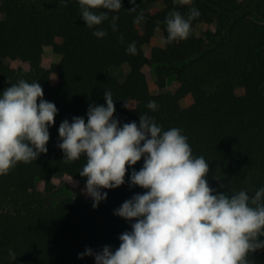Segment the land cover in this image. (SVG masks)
I'll use <instances>...</instances> for the list:
<instances>
[{"label":"trees","instance_id":"1","mask_svg":"<svg viewBox=\"0 0 264 264\" xmlns=\"http://www.w3.org/2000/svg\"><path fill=\"white\" fill-rule=\"evenodd\" d=\"M157 2L163 8L152 9ZM134 6L136 11L129 12ZM193 6L200 16L192 21L190 36L157 47L154 31L167 36V14L178 10L187 17ZM141 12L144 20L135 24ZM117 15L118 31L113 32L111 15L87 28L78 0H0V92L20 79L38 81L43 98L58 109L48 151L0 175V264H11L10 248L17 255L13 264H94L93 257L78 259V254L86 247L115 250L118 236L130 230L113 211L145 190L129 188L126 173L125 184L103 190L107 198L94 209L83 192L86 177L79 175L86 158L66 162L57 147L59 124L74 116L87 122L89 104L103 105L105 91H111L114 117L121 123L138 124L139 116L147 114L164 130L181 129L193 155L209 162L210 187L228 195L246 190L249 196L264 187V0H193L192 5L122 0ZM95 27L104 28L107 36L95 37ZM132 41L136 55L126 53ZM44 47L60 56L59 63L43 61ZM123 65L128 73L120 82L110 70ZM147 66L154 67L150 84ZM169 78L175 83L173 95L166 90ZM185 99L189 106L182 105ZM150 100L157 102V110L146 107ZM142 164L143 158L133 168L138 171ZM61 185L71 196L46 204L42 195ZM250 259L264 264V250Z\"/></svg>","mask_w":264,"mask_h":264},{"label":"clouds","instance_id":"2","mask_svg":"<svg viewBox=\"0 0 264 264\" xmlns=\"http://www.w3.org/2000/svg\"><path fill=\"white\" fill-rule=\"evenodd\" d=\"M80 17L93 29L109 20L118 31L117 15L122 0H78ZM135 5V0H129ZM178 5H192L193 0H174ZM137 6L129 12L136 11ZM102 9V11H95ZM200 16L191 7L187 17L178 10L165 18L167 36L161 45L186 40L192 21ZM144 20L143 12L135 24ZM159 30V29H158ZM95 27L97 38L107 36ZM124 43V37H119ZM126 53H138L135 41ZM42 86L20 79L0 92V175H6L17 163H31L48 151L49 129L58 109L43 98ZM105 103L89 104L84 116L63 120L57 129V147L66 162L86 158L79 171L86 177L83 192L95 209L106 200L107 192L125 184L145 191L125 200L113 215L130 224L118 236L119 247L103 246L99 251L86 247L78 259L94 258V264H252L250 256L264 250V187L249 196L240 190L232 195L209 186V162L194 156L188 137L172 127L164 130L154 118L144 114L139 123H121L114 117L115 102L111 91L103 92ZM125 108H131L124 102ZM146 107L158 109L155 100ZM143 158L137 171L133 168ZM131 171L129 172V170ZM221 187V186H220ZM11 264L17 255L8 250Z\"/></svg>","mask_w":264,"mask_h":264},{"label":"rangeland","instance_id":"3","mask_svg":"<svg viewBox=\"0 0 264 264\" xmlns=\"http://www.w3.org/2000/svg\"><path fill=\"white\" fill-rule=\"evenodd\" d=\"M251 1V0H248ZM163 8V4L161 2H157L153 4L152 9H161ZM162 33L160 29H156L154 31V38H155V45L159 48H163L164 46L161 45V38ZM43 61L48 64H57L60 61V56L53 53L51 47H44L43 48ZM111 73L117 77V79L120 82H123L127 76L128 68L126 65L121 66L120 68L117 67V69H111ZM144 73L146 77V81L148 84L152 83L155 79L154 74V67L153 66H147L144 68ZM166 90L169 94L173 95L175 93V83L173 78H169L166 81ZM183 106H189L190 102L188 100L182 101ZM71 196V192L65 188L64 185L58 186L53 191L47 194L42 195V200L49 205L54 206L56 203H58L61 199L67 198Z\"/></svg>","mask_w":264,"mask_h":264}]
</instances>
